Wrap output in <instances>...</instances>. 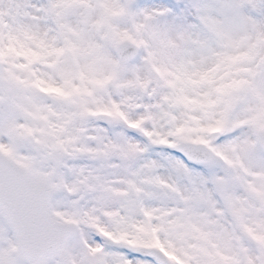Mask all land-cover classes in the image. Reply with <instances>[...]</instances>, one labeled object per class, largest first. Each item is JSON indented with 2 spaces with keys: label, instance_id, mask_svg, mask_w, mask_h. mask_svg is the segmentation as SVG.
<instances>
[{
  "label": "snow or ice",
  "instance_id": "1",
  "mask_svg": "<svg viewBox=\"0 0 264 264\" xmlns=\"http://www.w3.org/2000/svg\"><path fill=\"white\" fill-rule=\"evenodd\" d=\"M0 264H264V0H0Z\"/></svg>",
  "mask_w": 264,
  "mask_h": 264
}]
</instances>
